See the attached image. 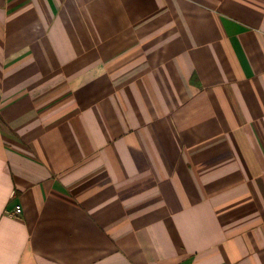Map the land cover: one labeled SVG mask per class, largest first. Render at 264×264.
<instances>
[{"label":"crops","instance_id":"crops-1","mask_svg":"<svg viewBox=\"0 0 264 264\" xmlns=\"http://www.w3.org/2000/svg\"><path fill=\"white\" fill-rule=\"evenodd\" d=\"M0 264H264V0H0Z\"/></svg>","mask_w":264,"mask_h":264},{"label":"built area","instance_id":"built-area-1","mask_svg":"<svg viewBox=\"0 0 264 264\" xmlns=\"http://www.w3.org/2000/svg\"><path fill=\"white\" fill-rule=\"evenodd\" d=\"M23 212L22 206L19 205L16 207L15 213L13 214L14 216H18Z\"/></svg>","mask_w":264,"mask_h":264}]
</instances>
